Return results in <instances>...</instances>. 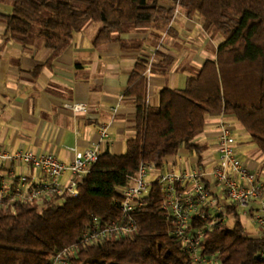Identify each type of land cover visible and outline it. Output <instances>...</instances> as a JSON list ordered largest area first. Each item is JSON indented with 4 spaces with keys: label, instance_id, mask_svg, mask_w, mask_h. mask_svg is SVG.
<instances>
[{
    "label": "trees",
    "instance_id": "trees-1",
    "mask_svg": "<svg viewBox=\"0 0 264 264\" xmlns=\"http://www.w3.org/2000/svg\"><path fill=\"white\" fill-rule=\"evenodd\" d=\"M0 1L12 5L9 14L0 13L7 33L25 42L34 30L51 58L88 21L100 23L93 44L101 47L119 40L128 25L167 26L176 5L188 16L198 13L210 35L224 36L215 58H207L194 75H188L182 88L160 89L157 105L147 103L149 61L137 60L124 90L135 110L134 134L126 140L124 152L99 153L77 194L64 191L0 207V264H51L56 250L76 243L60 264H195L190 251L171 233L172 222L162 208L164 193L154 179L133 212L132 233L88 243L79 239L93 216L102 222L120 217L119 187L131 180L140 160L160 169L167 156L184 147L201 161L205 146L197 135L208 113L233 114L264 155V0ZM155 57L162 73L174 60L162 49ZM228 212L231 224L204 227L200 251L216 258L208 264H264V234L247 232L236 207ZM204 222L195 216L190 224Z\"/></svg>",
    "mask_w": 264,
    "mask_h": 264
},
{
    "label": "crops",
    "instance_id": "crops-1",
    "mask_svg": "<svg viewBox=\"0 0 264 264\" xmlns=\"http://www.w3.org/2000/svg\"><path fill=\"white\" fill-rule=\"evenodd\" d=\"M11 11L9 2L0 1V13ZM97 31L88 21L74 32L69 45L51 58V51L35 33L20 42L7 33L6 23L0 20V145L50 152L66 163L71 162L75 148L92 144L101 151L124 152L126 140L134 134L135 115L124 90L137 60L145 57L149 61L147 103L157 105L161 88H182L188 75H194L207 58H215L224 40L221 33L206 32L198 13L188 16L179 5L165 27L128 25L119 33V40L101 47L93 44ZM157 49L174 55L163 73L155 66ZM77 104L85 107H69ZM221 118L237 123V152L264 181V155L257 145L255 150L245 148L252 141L251 135L231 113H208L204 129L197 135V141L205 146L202 159L206 166L210 167L216 157ZM101 122L108 123L107 138L99 133ZM174 155L179 158L178 166L198 158L184 147L167 158ZM21 174L44 178L38 169L20 163L0 169V179L7 183L17 181ZM67 176L65 172L61 180L66 181Z\"/></svg>",
    "mask_w": 264,
    "mask_h": 264
},
{
    "label": "built area",
    "instance_id": "built-area-1",
    "mask_svg": "<svg viewBox=\"0 0 264 264\" xmlns=\"http://www.w3.org/2000/svg\"><path fill=\"white\" fill-rule=\"evenodd\" d=\"M69 107L81 110L85 105ZM99 133L101 137H109L108 123L99 124ZM216 142V157L210 167L198 158L191 160L187 166H178L179 158L174 155L166 157L163 167L152 177L163 190L162 208L165 217L172 222L171 233L190 251L195 264L216 261L213 254L201 253L200 241L204 236V227L220 225L231 218L228 212L231 206L236 207L240 218L242 212L247 216L250 213L260 227V233L264 234V181L257 170L239 156L234 127L224 118L217 123ZM100 152L97 144L75 148L71 162L66 163L50 152H37L25 147L12 150L0 145V169H10V165L20 163L44 174L42 179L21 174L12 183L0 179V207L64 191L77 194L85 174ZM154 168L157 169L150 161L140 160L131 180L119 187L121 197L116 205L120 217L102 222L99 217L93 216L91 224L83 229L79 242L88 243L132 233L136 229L133 212L143 203L142 197L153 181L148 176ZM65 172L68 176L63 182L61 179ZM195 216L205 220L203 226H191V218ZM77 244L56 250L51 264L62 263Z\"/></svg>",
    "mask_w": 264,
    "mask_h": 264
},
{
    "label": "rangeland",
    "instance_id": "rangeland-1",
    "mask_svg": "<svg viewBox=\"0 0 264 264\" xmlns=\"http://www.w3.org/2000/svg\"><path fill=\"white\" fill-rule=\"evenodd\" d=\"M93 25H94V27H95V29L96 30H98L99 29V27H100V23L99 22H96V21H94L93 22ZM34 30L30 33V35H33L34 34ZM237 123L236 122H232V126L234 127V130H235V133H236V130H237V125H236ZM252 142V141H251ZM249 142V145L248 146H246L245 148L247 149H250V150H255L256 148H254V147H256V143L255 142ZM251 143V144H250ZM240 153V155L242 156V154H241V152H239ZM157 171H160V169H153L152 170V172L153 173H150L149 174V176H148V179L150 180V179H152V177H153V174L155 173V172H157ZM247 213H243L242 212V216H241V220H242V222L244 223V225L246 226V229H247V232H249L250 234H258L259 232H260V227L258 226V224H256L255 222H254V220L252 219V216H251V214L250 213H248V216L246 215ZM228 221V224H231L232 223V217L230 218V219H228L227 220Z\"/></svg>",
    "mask_w": 264,
    "mask_h": 264
}]
</instances>
